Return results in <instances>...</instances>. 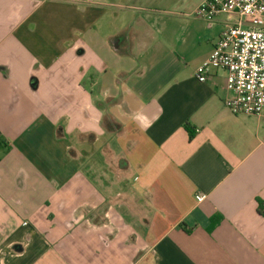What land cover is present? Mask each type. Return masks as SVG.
I'll list each match as a JSON object with an SVG mask.
<instances>
[{
    "label": "crops",
    "instance_id": "crops-1",
    "mask_svg": "<svg viewBox=\"0 0 264 264\" xmlns=\"http://www.w3.org/2000/svg\"><path fill=\"white\" fill-rule=\"evenodd\" d=\"M203 1L0 0V264H264V118L196 77L239 19Z\"/></svg>",
    "mask_w": 264,
    "mask_h": 264
},
{
    "label": "built area",
    "instance_id": "built-area-1",
    "mask_svg": "<svg viewBox=\"0 0 264 264\" xmlns=\"http://www.w3.org/2000/svg\"><path fill=\"white\" fill-rule=\"evenodd\" d=\"M225 13H237L239 19L226 25L195 75L203 82L212 69H224L228 108L235 114L264 118V0H204L192 11L193 17L209 23ZM196 198L201 202L206 195L198 193Z\"/></svg>",
    "mask_w": 264,
    "mask_h": 264
},
{
    "label": "clouds",
    "instance_id": "clouds-1",
    "mask_svg": "<svg viewBox=\"0 0 264 264\" xmlns=\"http://www.w3.org/2000/svg\"><path fill=\"white\" fill-rule=\"evenodd\" d=\"M132 119H134L137 124L141 127L144 128L145 130L148 127H151V123H146L145 121L148 120L149 118L142 112V111H137L132 114Z\"/></svg>",
    "mask_w": 264,
    "mask_h": 264
},
{
    "label": "trees",
    "instance_id": "trees-1",
    "mask_svg": "<svg viewBox=\"0 0 264 264\" xmlns=\"http://www.w3.org/2000/svg\"><path fill=\"white\" fill-rule=\"evenodd\" d=\"M186 128L188 129L189 133H190V137L194 136V130L192 129V127L189 124H186ZM212 222H215V218H212Z\"/></svg>",
    "mask_w": 264,
    "mask_h": 264
},
{
    "label": "rangeland",
    "instance_id": "rangeland-1",
    "mask_svg": "<svg viewBox=\"0 0 264 264\" xmlns=\"http://www.w3.org/2000/svg\"><path fill=\"white\" fill-rule=\"evenodd\" d=\"M139 255H140V254H139ZM139 255H138V256H139ZM149 262H150V261H148V260L146 261L145 259H143V260H141V261L139 262V264H150Z\"/></svg>",
    "mask_w": 264,
    "mask_h": 264
}]
</instances>
